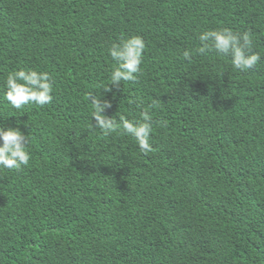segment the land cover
<instances>
[{
	"label": "trees",
	"instance_id": "1",
	"mask_svg": "<svg viewBox=\"0 0 264 264\" xmlns=\"http://www.w3.org/2000/svg\"><path fill=\"white\" fill-rule=\"evenodd\" d=\"M220 28L252 34L255 67L183 60ZM131 36L143 73L105 114L139 118L142 98L166 120L147 154L94 129L88 100ZM20 68L52 75L50 104L4 100ZM0 123L32 140L28 166L0 169V264H264V0H0Z\"/></svg>",
	"mask_w": 264,
	"mask_h": 264
},
{
	"label": "clouds",
	"instance_id": "2",
	"mask_svg": "<svg viewBox=\"0 0 264 264\" xmlns=\"http://www.w3.org/2000/svg\"><path fill=\"white\" fill-rule=\"evenodd\" d=\"M200 46L196 49L183 51V60L191 63L193 56L215 52L230 57L235 70L246 71L257 65L260 55L253 52V37L250 32L238 33L229 28L207 30L198 36ZM146 43L141 36H131L113 43L108 49V55L113 61L107 86L98 85V93H89L91 118L94 129H99L104 136L122 133L132 137L140 150L147 154L153 151L151 134L154 124L167 126L166 120L154 121L151 112L143 108V99L135 101L139 118L129 119L119 111L109 117L107 109L113 107L112 102L105 98L104 93L119 88L122 82H134L143 73L144 53ZM4 100L14 109H22L27 105L44 106L53 101L54 79L48 71H38L34 68H20L10 71L4 80ZM154 106V105H153ZM24 127H26L24 125ZM31 134H25L18 123L11 127L0 123V169L20 170L28 166L31 160L29 147Z\"/></svg>",
	"mask_w": 264,
	"mask_h": 264
}]
</instances>
